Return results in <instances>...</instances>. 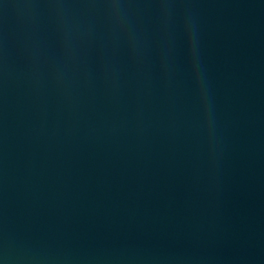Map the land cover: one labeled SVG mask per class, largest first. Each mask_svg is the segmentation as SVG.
Wrapping results in <instances>:
<instances>
[{
    "label": "water",
    "instance_id": "95a60500",
    "mask_svg": "<svg viewBox=\"0 0 264 264\" xmlns=\"http://www.w3.org/2000/svg\"><path fill=\"white\" fill-rule=\"evenodd\" d=\"M0 264H264V0H0Z\"/></svg>",
    "mask_w": 264,
    "mask_h": 264
}]
</instances>
